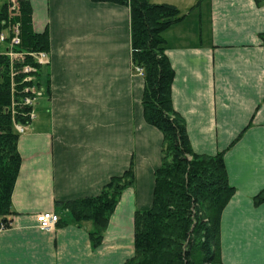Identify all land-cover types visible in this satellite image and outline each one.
<instances>
[{
    "label": "crops",
    "instance_id": "crops-1",
    "mask_svg": "<svg viewBox=\"0 0 264 264\" xmlns=\"http://www.w3.org/2000/svg\"><path fill=\"white\" fill-rule=\"evenodd\" d=\"M29 1L35 32L49 37L50 96L39 99L19 137L22 163L12 226L0 229V264H125L135 254V214L153 203L163 144L144 117L130 9ZM183 14L164 33L171 98L192 151L222 154L234 188L221 216L222 264H264V202H256L264 193V3L198 0ZM132 161L136 184L124 191L95 248L91 224L76 223L60 204L99 195ZM46 212L61 218L50 233L36 221Z\"/></svg>",
    "mask_w": 264,
    "mask_h": 264
},
{
    "label": "trees",
    "instance_id": "trees-1",
    "mask_svg": "<svg viewBox=\"0 0 264 264\" xmlns=\"http://www.w3.org/2000/svg\"><path fill=\"white\" fill-rule=\"evenodd\" d=\"M127 6L131 14L132 63L142 70L145 121L163 135L161 165L155 173L152 206L138 211L134 218L135 254L125 264H222L220 250L221 216L234 194L229 185L223 159L200 156L192 151L184 120L172 104L171 87L174 72L165 55L164 33L182 22L186 15L176 5L150 0H91ZM202 1V0H201ZM264 3V0H256ZM0 31L3 23L19 24L21 45L25 54L45 52L49 55V37L35 32L29 0H17L13 12L7 0H0ZM200 2L197 4L199 7ZM193 10L195 8H192ZM18 63V64H17ZM14 66L0 55V222L11 214V198L22 158L18 150L20 134L16 123L28 125L32 108L24 105L26 89L36 86L43 97L50 96L49 65H40L27 56ZM25 66L33 72L24 73ZM33 77L32 82L25 81ZM12 104L15 105L11 110ZM136 184L132 161L122 175L114 176L99 195L60 204L73 220L91 224L89 238L99 247L111 217L125 190ZM264 202V193L256 198ZM61 221V220H60Z\"/></svg>",
    "mask_w": 264,
    "mask_h": 264
},
{
    "label": "built area",
    "instance_id": "built-area-1",
    "mask_svg": "<svg viewBox=\"0 0 264 264\" xmlns=\"http://www.w3.org/2000/svg\"><path fill=\"white\" fill-rule=\"evenodd\" d=\"M10 4L11 11L15 12L18 9V2L17 0H7ZM6 24V25H4ZM2 31H0V55L7 56L11 63V76L13 77L17 74L15 71V64L17 62H22L27 56L32 58L35 62L39 63L40 65H49V55L45 52H39V53H33V54H25L23 52H19L16 49L21 45V37H20V29L19 24H7L3 23ZM18 64V63H17ZM24 73H30L33 72L32 67L25 66L23 69ZM137 73L142 76V70L137 69ZM34 80L33 77H27L25 81L32 82ZM26 92L28 93L27 96H25L24 99V105L32 108L30 114H29V121L30 123L28 125H22L19 123H16L14 118V125L15 130L17 133L24 134V132L27 130L28 126L31 124V122L36 118V107L38 105L39 99L43 96V91L36 88V86H30L26 89ZM15 105L12 104L11 110H14ZM38 227L43 232H53L55 228L57 227L60 217L57 214L46 212L41 213L36 218ZM9 221L6 223L0 222V229H5L9 227Z\"/></svg>",
    "mask_w": 264,
    "mask_h": 264
},
{
    "label": "rangeland",
    "instance_id": "rangeland-1",
    "mask_svg": "<svg viewBox=\"0 0 264 264\" xmlns=\"http://www.w3.org/2000/svg\"><path fill=\"white\" fill-rule=\"evenodd\" d=\"M153 1H156L157 3H169V4H175V5H178L179 8L181 9V11L183 13H186V11L194 4L197 3L198 0H153ZM1 4V2H0ZM50 66V65H49ZM48 66V67H49ZM55 214V213H54ZM12 219V218H11ZM9 220V227L12 226V221L8 218ZM8 227V228H9ZM6 229V228H5Z\"/></svg>",
    "mask_w": 264,
    "mask_h": 264
}]
</instances>
